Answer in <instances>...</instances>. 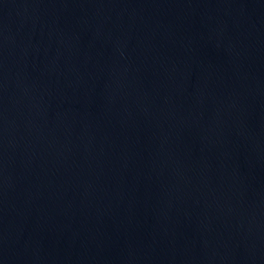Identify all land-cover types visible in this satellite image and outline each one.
<instances>
[{"label": "water", "instance_id": "1", "mask_svg": "<svg viewBox=\"0 0 264 264\" xmlns=\"http://www.w3.org/2000/svg\"><path fill=\"white\" fill-rule=\"evenodd\" d=\"M0 264H264V0H0Z\"/></svg>", "mask_w": 264, "mask_h": 264}]
</instances>
